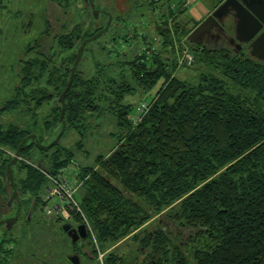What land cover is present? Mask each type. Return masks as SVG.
Listing matches in <instances>:
<instances>
[{
  "label": "trees",
  "instance_id": "16d2710c",
  "mask_svg": "<svg viewBox=\"0 0 264 264\" xmlns=\"http://www.w3.org/2000/svg\"><path fill=\"white\" fill-rule=\"evenodd\" d=\"M125 1L127 15L136 14L139 20L133 30L128 28L123 34L115 28L109 40L118 44L140 39L135 54L122 60L121 51L108 48L105 41L101 47L103 61L95 60L90 79L80 76L77 67L65 95V130L60 139L46 150L29 140L13 168L21 202L17 222L23 218L30 226L37 219L43 227L50 226V219H43L41 214L46 204L42 196L47 187L45 173L56 174L76 163L72 151L60 145L62 139L68 131L76 130L81 138L75 147L80 148L87 132L93 129L92 122L109 115L116 128L111 136L118 140L108 155H97L93 164L78 168L82 184L74 198L81 212H71L69 223L73 227L86 226V219L101 248L123 239L122 243L128 241L127 246L133 243L137 251L145 253L143 264H161L170 245L167 225H177L180 237L204 238L191 253L194 264H264V62L244 54L247 49L236 52L223 44L213 48L186 41L194 55L190 68L205 69L197 74L195 82L181 80L175 76V51L184 46L176 41L198 25L193 22L188 29L180 20L185 0H167V11L161 12L153 0H141L138 6L135 0ZM92 2L100 17L103 8L99 9L96 0ZM120 18L117 16V23H132V18ZM139 21L144 24L139 25ZM104 26L83 36L76 33L55 37L64 50L59 54L45 56L44 60H20L19 84L1 110L14 112L33 106L28 111L32 120L23 126L12 121L0 123V208L5 210L0 212V219L8 212L5 167L12 159L9 154H14L30 134L46 145L59 133L61 106L57 100L76 51L84 39ZM109 31L89 44L98 42ZM142 46L145 48L140 50ZM152 47L156 51L146 55ZM69 51L60 66L65 74L54 65L50 68L55 57ZM43 78L44 87H29L33 80ZM158 83L149 110L133 127L130 114L134 106L126 97L137 90L150 96ZM50 103L52 111L39 121L35 111ZM48 132L51 136L45 141ZM17 172L22 176L16 178ZM54 222L61 224L60 232L66 235L60 220ZM13 227L1 229L0 254L5 256L0 264H8L20 239L12 236ZM86 239L92 241L88 230L83 241L70 243L75 253L85 255L81 249ZM6 244L13 248L3 249ZM119 245L104 254V264H128ZM91 253L96 259L93 244ZM175 253L178 264H188L179 259V251Z\"/></svg>",
  "mask_w": 264,
  "mask_h": 264
},
{
  "label": "rangeland",
  "instance_id": "374dc122",
  "mask_svg": "<svg viewBox=\"0 0 264 264\" xmlns=\"http://www.w3.org/2000/svg\"><path fill=\"white\" fill-rule=\"evenodd\" d=\"M99 4V9H104L109 6V11L115 16L123 15L120 19L132 18V23H123L113 21L110 31L107 35L102 36L98 42L94 44H89L82 55L81 62L78 66L79 75L90 79L95 71L94 62L97 59L99 62L103 61L101 54L102 44L106 41L108 48H117L119 52L121 51L122 57L131 59L135 54V45H138L140 41L138 39L132 41L129 40L128 43L120 42L118 44L110 41V37L113 35V30L116 28L119 34H123L128 28L133 30L135 23L139 20L138 15L128 14L126 12V1L125 0H96ZM134 1V0H132ZM208 11L218 3V0H199ZM194 9H199V4L194 3L192 6ZM165 9L161 10L164 11ZM201 10V9H200ZM119 12H121L119 14ZM189 12L185 13L180 20L182 23L186 24V28L191 29L193 27V22H195L190 16ZM127 15V16H126ZM126 21V20H125ZM106 19L101 15L98 19L94 20L90 8L83 0H0V123L7 124L8 122H15L23 126L28 121L32 120L29 115V109H33V106L22 108V110H16L11 112H3L2 107L7 101L14 95V88L19 84V69L22 65L20 60H44L45 56H51V54H59L62 51V47L56 43L57 39L55 37H72V35L79 33L83 36L87 31H94L95 28L105 25ZM148 26V31L151 30L150 24ZM118 27V28H117ZM125 30V31H123ZM123 32V33H122ZM187 36L178 40L176 42H185ZM187 41V40H186ZM204 41L206 45H211L213 48L219 45L209 36H204ZM188 46V45H187ZM64 51V50H63ZM176 52V51H175ZM71 52L67 54H60L57 59L55 57V62L49 63L50 68L54 65L55 68L59 69L62 65L63 58H66ZM248 52L245 50L244 54ZM62 62V63H61ZM205 67L200 68V71L204 70ZM60 73L65 74V69L60 68ZM198 67H182L176 69L175 76L181 80H186L188 82H195L196 76L200 72ZM69 76V75H68ZM45 86V79L40 81L33 80L29 83V87L32 89H37ZM159 88V83L150 91L152 95L146 96L143 91L137 90V92L132 96H127L126 101L131 102L133 106H136L141 100H148L154 95V93ZM28 89V88H27ZM34 95V92L32 93ZM26 99V97H24ZM53 103V102H52ZM52 108L51 103L47 106H43L35 111L37 118L43 119L44 116L50 114ZM29 111V112H28ZM40 125L41 122L39 123ZM90 131L87 132L85 140L82 142L80 148H76V143L80 140L81 136L78 131L71 130L64 136L60 145L68 148L74 154V160L76 163L72 164V168L78 170L81 166H88L94 163L95 157L97 155H108L113 146L116 145L117 138L111 136V133L115 131V122L111 119L109 115H105L103 119L99 122L93 121ZM51 134L49 132L44 134V140H49ZM9 154V153H8ZM13 156L14 154L10 153ZM36 159L40 158L35 156ZM32 165L35 166L31 161ZM77 173L72 175V181L76 182L77 190L75 194L78 197V192L80 191V186L82 182L78 179ZM22 174H16V178L21 177ZM77 200V198H76ZM54 201H49L48 206H50ZM46 205V204H45ZM45 207V206H44ZM43 207V208H44ZM5 210L0 208V212ZM73 212V211H72ZM14 213V208L8 210L5 216H10ZM43 219H50L49 225L43 227V222H38L34 220L30 226L23 222V218L19 220L12 227V236L20 237L17 240V245L14 248L12 254L8 258V264H69L65 259L68 256L74 254L73 248H71V241L66 235H62L59 229V223H55L54 220H60L62 225L64 223H69L72 218L71 215L65 218L61 215L46 216L44 211L41 212ZM35 216V215H34ZM38 217V215L36 214ZM6 217V218H7ZM41 217V218H42ZM39 218V219H41ZM87 230L92 237V241L84 242L82 245L81 252L85 255L78 254L80 264H104L103 256L111 248L119 245L121 253H126L128 264H143L144 254L143 250L137 251L135 245L132 243L130 246L128 241L118 242L116 245H107L103 248L99 246L96 242L95 235L91 225L85 219ZM168 236L170 238V245L166 246L165 254L161 259V264H178L176 260V250L180 252L181 258L184 259L188 264H194L191 257V253L194 249L200 247L204 238L200 237H180L179 227L177 225H167ZM2 230L0 229V235ZM68 238V239H67ZM83 241V240H82ZM92 244L97 252V258L93 259V254L91 253ZM77 254V253H76ZM130 254V255H129ZM129 255V256H127ZM66 256V258H65ZM135 258V259H134ZM134 259V260H133Z\"/></svg>",
  "mask_w": 264,
  "mask_h": 264
},
{
  "label": "water",
  "instance_id": "95a60500",
  "mask_svg": "<svg viewBox=\"0 0 264 264\" xmlns=\"http://www.w3.org/2000/svg\"><path fill=\"white\" fill-rule=\"evenodd\" d=\"M83 2L89 4L93 17L98 19L100 11L95 8V4L92 0H83ZM225 12H231L235 19L236 36L230 38L231 43H237L235 51L238 52L242 49L241 44L249 43L247 47L249 55L264 62V0H224L190 32L187 37L188 41L194 45L203 44L204 35L209 34L212 29L220 26V20ZM110 21L111 16H109L104 28L93 36L84 39L76 51V58L70 68L67 83L57 100L61 106L59 115L61 129L59 133L46 145L40 143L35 134L28 135L22 140L12 156V159L7 163L5 167V182L8 186L6 207L7 211L14 208V213L7 218L0 219V229L3 228L5 230H10L12 226L16 224L21 213V202L15 186L13 168L17 165V160L19 159L23 146L29 140H33L39 149L46 150L52 147L60 139L65 130V123L63 120L65 113V95L72 84L85 47L108 31ZM62 230L72 244L76 243L78 240H84L87 237V228L83 224L73 227L70 223H64L62 225ZM68 261L71 264H80L79 256L76 253L69 255Z\"/></svg>",
  "mask_w": 264,
  "mask_h": 264
},
{
  "label": "built area",
  "instance_id": "2783aa9c",
  "mask_svg": "<svg viewBox=\"0 0 264 264\" xmlns=\"http://www.w3.org/2000/svg\"><path fill=\"white\" fill-rule=\"evenodd\" d=\"M187 38L185 39L186 42ZM145 43V42H141ZM155 45L159 43V40L154 39ZM144 45V44H142ZM183 48L178 49L176 47V67L178 69L182 67H190L194 63V55L189 50L186 43H183ZM145 47H139L140 50H143ZM151 51H156V47H152L151 50L146 51V55H150ZM154 99V95L150 97L148 100H141L136 106L133 107L132 113L130 114V123L133 127L138 125L147 111L149 110L152 100ZM77 173L75 168H72L71 165L67 167H63L56 174H47V187L45 190V195L43 200L45 202L54 201L50 206L45 205L43 208L46 216H55L61 215L65 218H68L72 211L76 210L80 211L77 201L74 198V194L77 190L76 182L72 181V175ZM13 248L12 244H6L3 249L10 250ZM5 256V253L0 254V260Z\"/></svg>",
  "mask_w": 264,
  "mask_h": 264
},
{
  "label": "flooded vegetation",
  "instance_id": "af4514ba",
  "mask_svg": "<svg viewBox=\"0 0 264 264\" xmlns=\"http://www.w3.org/2000/svg\"><path fill=\"white\" fill-rule=\"evenodd\" d=\"M135 1H136V6H138L140 4L141 0H135ZM223 1L224 0H220L218 3H216L212 7V9L207 12V14L203 17V19H205L209 14H211ZM106 4H108V0H106ZM153 5H154V7H157V11H159V12H161V10H163V9H165V11H167L166 9H167V6H169V2H167V0H153ZM189 6H190L189 2L187 0H185L184 5H183V8H185V10L183 11L182 16L185 13L188 12ZM169 8L171 9L172 5ZM120 13L121 12H119V14ZM101 14L105 17L106 22L108 21L109 16H111V21H110V24H109V28L112 25L113 21L117 20L116 18L118 16V15L114 16L109 11V6H106V8L102 9L101 10ZM119 16L122 17L123 15L122 16L119 15ZM123 18H124V16H123ZM161 18L163 20V17H161ZM106 22H105V25H106ZM199 23L200 22H198V24ZM143 24H144L143 22L139 21V25H143ZM140 35H143V31L140 32ZM206 35L209 36L211 39H213L215 42H217L219 44V46H221L222 44L223 45H227V46H229V48H231L233 51H235L236 48H237V43H231L230 42V38L236 36V33H235V19H234L232 13L231 12H228V13L225 12L223 14V16H222V19L220 20V26L212 29L211 32L209 34H206ZM144 36H147V35H144ZM187 37H188V35H187ZM139 41H140V39H139ZM187 41H188V39H187ZM203 44L206 45V43L204 41V37H203ZM203 44H201V45H203ZM248 45H249V43L241 44L242 49H247ZM11 215H13V214H11ZM6 217L7 216H5V217L3 216V218H1V219H4Z\"/></svg>",
  "mask_w": 264,
  "mask_h": 264
},
{
  "label": "crops",
  "instance_id": "0c3cea01",
  "mask_svg": "<svg viewBox=\"0 0 264 264\" xmlns=\"http://www.w3.org/2000/svg\"><path fill=\"white\" fill-rule=\"evenodd\" d=\"M187 1L190 4L189 9H188V12L190 13L189 16L195 22H200L203 19V17L207 14L208 10L205 7H203L202 3H199L200 2L199 0H187ZM194 3L199 4V6H200L199 9H194L191 7ZM44 195H45V193L42 196L44 197ZM45 203H46V205H48L47 202H45Z\"/></svg>",
  "mask_w": 264,
  "mask_h": 264
}]
</instances>
